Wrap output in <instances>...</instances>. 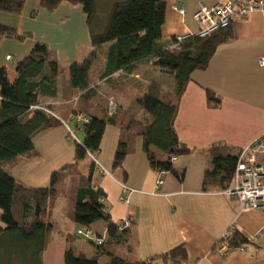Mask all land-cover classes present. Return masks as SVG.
Listing matches in <instances>:
<instances>
[{
    "label": "crops",
    "instance_id": "0c3cea01",
    "mask_svg": "<svg viewBox=\"0 0 264 264\" xmlns=\"http://www.w3.org/2000/svg\"><path fill=\"white\" fill-rule=\"evenodd\" d=\"M114 1L98 0L109 4ZM164 1L161 42L167 47L178 34L198 33L200 25L194 14L202 5L212 6L223 0H182L184 13L175 7L178 0ZM78 22L82 26V36L70 42L69 31ZM0 23L14 27L19 33H28L24 39L0 37V66L7 68L10 79L15 77L17 63L30 53L38 40L46 42L61 65L57 95L40 96L41 104L60 115L61 124L37 133L33 137L34 149L6 167L24 184L49 185L55 180L57 169L74 155V146L69 147L68 136L69 122L74 121L71 116L74 106L69 103V95L78 96L80 91L69 85L66 69L93 49L87 16L81 3L70 0H61L51 9L44 6L42 0H25L19 14L0 9ZM51 25L57 26L53 42L49 41ZM231 28L232 38L218 45L207 67L193 71L180 98L175 128L179 138L192 150L174 156L172 160L178 173L183 171V176L170 171L161 173L153 168L140 136L122 166L113 169L120 128L112 124L106 126L99 154L95 159L85 160L95 161L93 183L105 191L103 203L110 220L119 222L130 214L135 219L129 227V240L107 243L106 250L99 254L98 264H110L114 257L143 260L180 244L186 246V261L170 263L157 259L151 264H264V231L259 232L264 227V211L242 210L238 200L224 190L203 188L211 143L224 141L243 148L264 133V66L260 64L264 55V14L254 12L245 18L233 17ZM100 65L102 71L103 60ZM101 71L91 77L90 84L107 89L126 114L132 115L134 105H140L138 99L146 88L144 84H149V78H143L137 71L135 76L141 79L139 86H131L129 94H121L119 88L114 91V86L101 78ZM206 88L220 96L219 106L209 105ZM140 110H143L141 105ZM156 152L163 157L160 151ZM90 167L91 163L88 170ZM88 170L81 171L87 173ZM159 178L163 183L157 185ZM124 184L130 188L127 191L129 202L120 199ZM64 194L61 193L54 207L59 209L54 211L53 208L46 214V220L54 224V231L50 241L48 235L42 264H65V251L69 245L77 256L92 257L99 249L94 243L88 245V239L76 233L79 226L72 218L75 191L70 196ZM62 198L66 201L63 208L59 205ZM107 223L101 219L91 227L99 234H106ZM233 224L236 229L247 235L256 234V237L241 245L243 249L232 247L220 253L216 243ZM4 225L0 209V226ZM70 235L74 237L71 240Z\"/></svg>",
    "mask_w": 264,
    "mask_h": 264
},
{
    "label": "trees",
    "instance_id": "16d2710c",
    "mask_svg": "<svg viewBox=\"0 0 264 264\" xmlns=\"http://www.w3.org/2000/svg\"><path fill=\"white\" fill-rule=\"evenodd\" d=\"M24 1L0 0V9L19 14ZM60 1L42 0V4L51 9ZM70 1L82 4L93 46L84 60L72 62L66 69L69 85L80 91L78 96L69 95V103L74 106L71 116L76 121V128L84 137L83 141L75 139L73 159L57 169L55 180L49 185L24 184L6 167L34 149L33 137L37 133L61 124L57 113L40 103L41 95L55 96L59 92L61 65L54 51L45 42L38 41L17 63L13 79L7 68L0 66V209L5 224L0 226V264H42L48 235L50 241L54 231V224L46 220V214L56 206L59 196L69 185L75 191L72 218L78 226H91L101 219L108 223L106 239L102 244H95L99 249L94 256H77L69 245L65 251V264H98L99 254L106 250L107 243L127 242L130 228L122 227L120 221L110 220L102 202L105 191L93 183L95 161L91 162L87 173L81 171L80 162L95 159L101 150L106 126L112 124L120 128L113 169L122 166L140 136L153 168L183 176V171L178 173L172 160L174 156L192 150L179 138L175 128L180 98L193 71L207 67L218 45L233 36L230 21L207 36L196 33L181 40L174 36L170 45L164 47L161 42L164 0H115L111 4L98 0ZM27 35L0 23V37L24 39ZM101 59L104 61L101 78L114 86V91L119 88L121 94L125 93L123 89L127 82L134 88L139 86L141 79L136 78L137 71L143 78H149V84H144L146 88L138 99L145 113L143 117L127 115L107 89L90 84L91 70L101 63ZM146 64L148 66L144 67ZM206 95L209 105L221 104L220 96L213 89L206 88ZM79 115L84 117L81 122L77 120ZM154 148L165 153L167 158L160 157ZM241 149L224 141L209 145L203 182L205 190H224L231 184ZM69 175L71 182L66 178ZM231 226L228 240L231 247H239L251 240L246 233ZM72 238L70 235L69 240ZM157 259L184 262L188 259L186 246L180 244L143 260L114 257L110 264H151Z\"/></svg>",
    "mask_w": 264,
    "mask_h": 264
},
{
    "label": "built area",
    "instance_id": "2783aa9c",
    "mask_svg": "<svg viewBox=\"0 0 264 264\" xmlns=\"http://www.w3.org/2000/svg\"><path fill=\"white\" fill-rule=\"evenodd\" d=\"M175 7L180 13H184L182 0H178ZM254 12L264 14V0H223L212 6L202 5L194 14L196 21L200 25V30L197 34L199 36H207L227 25L233 20V17L240 16L245 18ZM189 35L191 33L187 35L178 34L176 38L181 40ZM260 64L264 66V55L260 58ZM35 106L41 107V105ZM81 119H84V117L79 115L77 117L78 122H81ZM68 129L70 136H74L75 139L79 140L76 134L70 128ZM160 172L162 173L163 171ZM162 183L163 180L161 178L157 179V185ZM129 189L127 185H123V191L120 196L122 201L129 202L127 194ZM224 191L230 197L238 200L242 210L259 209L264 211V133L241 149L232 182ZM102 202H104V199ZM120 222L122 227L129 228L135 223V219L130 214ZM233 226L235 225L231 227L233 228ZM262 231H264V227L259 232ZM76 233L84 236L94 244H102L106 239V234H99L88 225H80ZM247 237L253 240L256 234H248ZM230 238L231 231L228 228L217 241L216 249L218 252L224 253L232 248L228 242ZM239 248L243 249L242 246H239Z\"/></svg>",
    "mask_w": 264,
    "mask_h": 264
},
{
    "label": "rangeland",
    "instance_id": "374dc122",
    "mask_svg": "<svg viewBox=\"0 0 264 264\" xmlns=\"http://www.w3.org/2000/svg\"><path fill=\"white\" fill-rule=\"evenodd\" d=\"M236 17H238V18H241L240 16H236ZM57 26H55L54 28H53V26L51 25L50 26V28H49V41H51V42H53V40H55L56 39V36H57ZM81 31H82V26H81V24H79V22L78 23H76L75 24V27L73 28V29H71L69 32H70V34L68 35V40L71 42L73 39H75V38H81ZM39 41V40H38ZM37 41V42H38ZM42 42H45V41H42ZM46 43V42H45ZM89 50V49H88ZM90 52V51H89ZM88 52V53H89ZM88 55V54H87ZM87 55L85 56V57H87ZM103 56V55H102ZM85 57H81V59L79 60V61H82V60H84V58ZM101 61H102V59H101ZM100 61V62H101ZM73 62H75V61H73ZM99 62V61H98ZM97 62V63H98ZM96 63V64H97ZM100 67H101V65H100V63H98L97 65H95V69H94V71L93 72H91V75L92 76H90V78L92 77H95V76H97L99 73L98 72H100L101 71V69H100ZM99 70H98V69ZM12 75V74H11ZM67 75V74H66ZM61 76V78H62V75H60ZM91 78V79H92ZM127 81H129V80H127ZM130 84H131V82H130ZM129 84V82H127V85H126V87H125V85H124V89L123 90H125V93L126 94H129V92H128V89H130V87H131V85ZM103 91V90H102ZM104 92V91H103ZM124 93V94H125ZM107 96V98H108V95H106ZM110 98V97H109ZM134 115H136V116H138V117H143V115H145V113H144V111L143 110H140V105L138 106L137 104L136 105H134ZM60 116V115H59ZM69 124H70V129L73 131V132H75L76 133V135L78 136V138H79V140L80 141H83V137H84V135H83V132H81L80 130H77V128H76V124H75V122L74 121H72L71 123L69 122ZM68 134H69V131H68ZM69 147H73L74 145H75V138H74V136H69ZM156 151H160V150H158V149H156V148H154ZM162 154H163V158H167V156H166V154L165 153H163V152H161ZM74 156V155H73ZM72 159H73V157H72ZM71 159V160H72ZM90 161H85V160H83V161H81L80 162V164H79V167L81 168V170H88V166L90 165ZM176 163V162H175ZM95 177V176H94ZM66 178H68L67 179V181L69 182H71V175H69V176H67ZM95 181H96V179H94ZM46 186V185H45ZM73 189V187H71L70 185L69 186H67L65 189H64V195H66V196H70L71 195V192L73 191L72 190ZM64 202H66V201H64L63 200V198L61 199V201H60V207H62L63 208V204H64ZM59 208H54V211H57ZM81 239H83V237L81 238ZM84 241H85V239H83ZM87 242V244L89 245V244H91V245H93V242H90V241H88V240H86Z\"/></svg>",
    "mask_w": 264,
    "mask_h": 264
}]
</instances>
